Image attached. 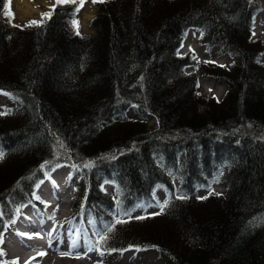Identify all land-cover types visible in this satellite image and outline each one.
Listing matches in <instances>:
<instances>
[{
    "label": "trees",
    "instance_id": "obj_1",
    "mask_svg": "<svg viewBox=\"0 0 264 264\" xmlns=\"http://www.w3.org/2000/svg\"><path fill=\"white\" fill-rule=\"evenodd\" d=\"M78 1L21 23L0 0V90L19 102L0 112V237L44 171L68 163L85 192L73 216L92 237L91 221L101 228L105 250L264 264V40L252 38L264 0H96L92 33L76 25ZM192 27L232 66L180 54ZM190 65L227 85L222 100L200 93ZM215 181L226 194L198 199ZM159 186L161 213L117 217L119 205L153 202Z\"/></svg>",
    "mask_w": 264,
    "mask_h": 264
},
{
    "label": "rangeland",
    "instance_id": "obj_2",
    "mask_svg": "<svg viewBox=\"0 0 264 264\" xmlns=\"http://www.w3.org/2000/svg\"><path fill=\"white\" fill-rule=\"evenodd\" d=\"M19 2V4H18ZM21 0H10L7 9L11 12L13 16V20L15 22H21V23H27L31 21H37L41 20L47 13H49L54 7L56 0H25L26 4L28 3L30 5V9L27 10V12H24L21 9L20 3ZM96 0H85V2L81 3L80 10L77 13V17L79 18V27L82 32L85 33H92L95 32V28L92 25V19L96 16L98 13V7L96 5ZM26 9V8H25ZM254 35H252V38H259L261 37L264 40V14H260L258 16L257 24L254 29ZM200 33L197 31H190L189 34L186 37L184 46L181 48L180 53H190L192 57L198 59L199 61H216L217 63H225L228 66H231V58L228 55H219L217 52L218 50H210L206 45H204L200 41ZM264 58V55H263ZM193 68L189 67L187 68V71H191ZM199 90L200 93L205 97H215L217 100H222L227 92V86L224 84V82L217 77L207 75L203 73V70L201 69V79L199 81ZM18 100L15 98H12L10 95H4L0 94V111H8L12 109L14 106L18 105ZM200 108L202 110H205V106L201 105ZM148 125L151 128H156L157 126V120L152 117L148 121ZM1 156V153H0ZM72 171V168L68 165H63L58 167L57 174H55V177L57 178L60 176L63 180L67 178L69 173ZM70 180H73V176H71ZM61 178L57 179L58 182H60ZM77 178V177H76ZM78 179V178H77ZM215 184H219L215 182ZM71 183L68 185V183H65L60 190H65L67 187H69L68 199L71 200L68 205H66L64 202H61V208H62V214L63 216H70L74 203L78 200V195H74L75 192L72 194V189H70ZM72 187V186H71ZM107 190L110 192H115V184L108 183L106 186ZM221 190H226V187L220 184ZM80 193V188L78 187L77 193ZM156 193L161 199L162 202L166 201L168 198V191L165 187L159 186L156 189ZM61 197L62 194H59ZM72 196V197H71ZM65 199L64 197H62ZM162 211L158 205H144L140 204L137 206L135 210L132 212H124L121 209V206L119 205L117 216L125 218L126 216H135L136 214H142V213H152L156 211ZM15 225V221L7 226L6 232L3 234V239L5 238V242H10L13 244H16L14 240H11L10 238H15L16 240L19 238L21 241L26 242V238L18 237L15 233V230L17 229ZM77 228V229H76ZM93 229L99 231L98 226L93 223ZM71 232L70 236L68 237V234ZM63 233V234H62ZM62 233L54 240V248L51 249L50 254L46 256H39L37 259L34 260L35 264H54V262H57L58 264H170L166 258H163L158 250L156 248H130L123 252H117V251H106L99 247L98 243L95 241H92L89 239V236L87 233L83 230L80 232L78 230L77 224L73 223L72 221L65 222L62 227ZM12 236V237H11ZM70 239L67 243L69 246L77 247L79 248L81 256H85L88 251H92L89 253L87 259H84V263L80 262L79 258L69 257L67 255V258H65L61 251L62 244V237ZM4 244V243H3ZM15 248L17 247V244L15 245ZM15 248L10 249V251L15 250ZM41 248V247H40ZM23 249V248H22ZM6 259L10 260L11 257L7 254ZM93 259V257H95ZM26 257V256H25ZM69 257V258H68ZM25 259V258H24ZM101 261V262H99ZM103 261V262H102ZM19 264L22 262L17 259Z\"/></svg>",
    "mask_w": 264,
    "mask_h": 264
},
{
    "label": "bare ground",
    "instance_id": "obj_3",
    "mask_svg": "<svg viewBox=\"0 0 264 264\" xmlns=\"http://www.w3.org/2000/svg\"><path fill=\"white\" fill-rule=\"evenodd\" d=\"M20 3H22V4H20V6H21V9L24 11V12H27V10L28 9H30V5L27 3L26 4V2H25V0H21V2ZM18 4H19V2H18ZM26 8V9H25ZM58 186V185H57ZM68 192V189H65L64 190V192H62V194H63V196H65V194ZM44 195H45V192H44ZM67 198L69 197V196H66ZM62 202V201H61ZM66 205H68V202H66L65 203ZM36 217V216H35ZM37 220L38 221H41L40 220V218H37ZM24 229H25V231H24V237L26 238V240H28V236H32V235H34V233L31 231V229L30 228H28V227H24ZM35 230V229H34ZM42 230H44V229H42ZM43 233V235L44 234H46V231H43L42 232ZM54 238V237H53ZM16 244H17V249H18V251H21V253H20V256H22V259H24V257H25V255H26V250L28 249V247H27V242H23V241H21V239L19 238V240L17 239L16 240ZM30 242H34V240L31 238V241ZM33 245H31L30 246V248L32 247ZM22 247H27V249H22ZM36 247H40L39 245H37V246H35V247H32L34 250L36 249ZM4 250H5V254L7 253V251H8V248H7V245H6V243L4 244ZM72 253V249H67V250H64V254L66 255V257L65 258H67V255L69 256L70 254ZM71 257V256H70ZM87 257L88 256H85L84 257V259H87ZM94 258H96V256L95 257H93V259ZM80 262H82V263H84V261H83V259H80ZM99 262H101V261H99ZM103 262V261H102ZM54 264H58L57 262H54ZM84 264H86V263H84Z\"/></svg>",
    "mask_w": 264,
    "mask_h": 264
}]
</instances>
